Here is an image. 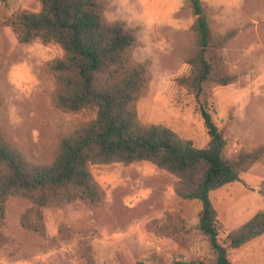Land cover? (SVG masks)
Returning a JSON list of instances; mask_svg holds the SVG:
<instances>
[{
  "label": "rangeland",
  "instance_id": "1",
  "mask_svg": "<svg viewBox=\"0 0 264 264\" xmlns=\"http://www.w3.org/2000/svg\"><path fill=\"white\" fill-rule=\"evenodd\" d=\"M106 16L137 31V62H149L148 93L137 103L144 124H163L206 147L210 136L196 99L181 77L195 46L196 14L190 0H106ZM213 29L236 30L221 49H211L214 79L204 83L200 103L227 139V154L264 147V0H202ZM39 0H0V124L6 138L36 164L51 163L60 138L97 116L96 108L65 111L53 102L56 81L47 64L64 54L56 42H21L8 19L19 10L39 11ZM236 76L228 85L218 82ZM105 192L99 206L78 200L43 208V233L26 227L32 203L7 202L0 221V264H213L215 255L198 228L201 200L175 191L177 177L149 161L91 164ZM220 239L264 211V157L241 179L211 192ZM185 221L181 236L163 232L168 215ZM235 264H264V234L229 248Z\"/></svg>",
  "mask_w": 264,
  "mask_h": 264
},
{
  "label": "trees",
  "instance_id": "2",
  "mask_svg": "<svg viewBox=\"0 0 264 264\" xmlns=\"http://www.w3.org/2000/svg\"><path fill=\"white\" fill-rule=\"evenodd\" d=\"M39 1V11L19 10L8 19L10 25L21 42L61 45L63 56L47 64L56 81L54 104L65 111L96 108L97 116L63 135L54 160L48 164L31 162L5 137L0 124V221L10 197H23L32 203L24 225L43 233V208L78 200L92 207L103 203L105 192L91 164L149 161L177 177L175 191L180 197L201 200L198 228L215 255L213 264H235L229 248H239L264 234V211L230 231L223 242L211 192L240 180L242 173L264 157V147L228 156L227 139L212 113L200 103V93L204 83L214 79V64L207 52L225 47L236 30L215 31L203 1L190 0L197 16L192 27L195 46L187 58L190 72L180 79L197 90L199 110L210 136L206 147H197L166 125L140 121L137 103L150 89V64L134 60L137 31L125 21L108 19L106 0ZM236 80V76H225L218 82L228 85ZM168 217L163 232L179 238L184 219L179 213Z\"/></svg>",
  "mask_w": 264,
  "mask_h": 264
}]
</instances>
